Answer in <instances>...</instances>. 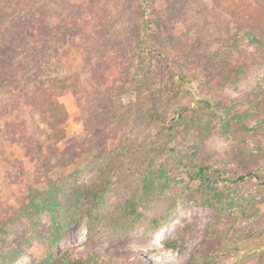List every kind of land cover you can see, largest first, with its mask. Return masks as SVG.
<instances>
[{
	"label": "rangeland",
	"instance_id": "rangeland-1",
	"mask_svg": "<svg viewBox=\"0 0 264 264\" xmlns=\"http://www.w3.org/2000/svg\"><path fill=\"white\" fill-rule=\"evenodd\" d=\"M10 1L0 0V25L30 24L41 13L43 25L58 27L33 81L60 93L67 114L57 133L31 91L0 84V246L19 247L14 264H37L47 250L73 258L97 251L101 264H187L211 251L216 264H264V188L254 178L235 184L237 204L226 208L178 180L196 162L240 151L248 167L260 165L264 45L248 33L264 42V15L260 29L246 22L255 1L149 0L150 25L141 0ZM237 61L246 73L226 81L224 65ZM205 101H257L260 128L207 132ZM180 107L188 110L169 132ZM224 118L218 110L212 123ZM30 189L56 198V213L72 219L54 243L47 211L34 225L22 214Z\"/></svg>",
	"mask_w": 264,
	"mask_h": 264
},
{
	"label": "trees",
	"instance_id": "trees-1",
	"mask_svg": "<svg viewBox=\"0 0 264 264\" xmlns=\"http://www.w3.org/2000/svg\"><path fill=\"white\" fill-rule=\"evenodd\" d=\"M11 0L10 2H13ZM18 0L15 4L17 7ZM254 8L251 9L246 20L250 29H260V15H264V0H254ZM143 7V8H142ZM150 4L149 0H141L140 9H142L144 20L148 25L152 22V17L147 15ZM46 17L39 14L35 17L34 22L30 24H22L17 26L0 25V84L11 81H17V89H27L32 93L33 103H37L42 108V115L50 124L55 132L62 133L63 126L67 114L64 107L57 101L59 94L50 90L43 83H36L34 79L35 68H40L38 59L47 46L56 44L57 37L55 33L58 27L53 24L47 26L44 24ZM45 36V37H43ZM43 38V40H42ZM249 41L260 47L264 42L257 35H249ZM33 66L34 69H28ZM247 65L243 61H237L235 64H226L223 68L225 80H237L246 73ZM17 77H20L17 79ZM66 86V85H65ZM54 90L60 87L53 86ZM62 92V91H61ZM205 107L210 109V119L204 125L207 132L212 130L218 131L222 136L228 137L232 133V124H237V128L242 131H251L260 128L259 123L255 121L258 116L257 101H247L242 106L233 108L225 106L222 103L210 107L209 102L205 101ZM187 107L177 108L167 119L166 128L169 132L173 130V123L181 121L187 112ZM218 110H222L225 116L219 124L212 123V117L216 115ZM254 120L253 123H251ZM62 136L61 134H59ZM254 154V153H253ZM245 152L235 153L228 161L217 162H196L193 167L187 169V181L178 177L183 184V190L192 194L191 196L200 195L204 202L211 206L226 208L232 204H237V187L235 184L248 178H254L257 183L264 188V150L260 151V165L248 167ZM231 166L234 170L220 169V165ZM216 173V174H215ZM211 174H215L211 176ZM195 181L196 186L189 187V182ZM146 186V185H144ZM42 191L30 189L27 199L22 207V214L28 224L35 223L34 217L42 211H47L51 225V242H56L62 237L63 232L70 227L72 219L68 217L63 219L56 213L57 199H42L46 196ZM50 194V193H49ZM164 215L162 214L160 218ZM148 223L152 224L156 218L148 217ZM169 246V245H167ZM22 251L19 247L0 246V264H14L21 256ZM218 259L217 253L214 251L207 252L202 255L201 259L192 260L187 264H216ZM103 256L100 252L90 251L82 256L75 258L70 255H55V253L47 250L43 251L41 257L37 260V264H101Z\"/></svg>",
	"mask_w": 264,
	"mask_h": 264
}]
</instances>
